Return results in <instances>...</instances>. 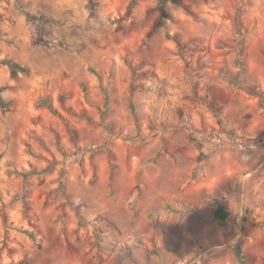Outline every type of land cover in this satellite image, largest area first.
I'll return each instance as SVG.
<instances>
[{
    "label": "rangeland",
    "instance_id": "rangeland-1",
    "mask_svg": "<svg viewBox=\"0 0 264 264\" xmlns=\"http://www.w3.org/2000/svg\"><path fill=\"white\" fill-rule=\"evenodd\" d=\"M259 93L264 0H0V264H264Z\"/></svg>",
    "mask_w": 264,
    "mask_h": 264
},
{
    "label": "trees",
    "instance_id": "trees-1",
    "mask_svg": "<svg viewBox=\"0 0 264 264\" xmlns=\"http://www.w3.org/2000/svg\"><path fill=\"white\" fill-rule=\"evenodd\" d=\"M240 7L241 6H239V8ZM173 38L179 43V36L178 35H174ZM50 41L52 43H55V44L59 45V46H65V43L62 40L53 39V40H50ZM10 67H11L13 75H16L19 71H23L24 72L26 70L25 67H22L20 65L14 64V63L13 64L11 63ZM247 90L253 92L250 88H247ZM259 95H261V97L264 98L263 93H259ZM107 101H108V97H107ZM37 104L39 106H41V107L48 108L52 112H56V109H55L54 105L52 104L50 97H41L37 101ZM114 174H115V167L113 166V171L111 173V179L113 178ZM228 215H229V212L225 210L224 206H220L217 209L216 218H218L219 220L225 221L227 219ZM82 220L83 219L81 218V220H80L81 223L83 222ZM30 235L33 238L35 237L34 232H30ZM238 255H239V258H240V264H246L245 255H244V252H243L241 247H239V249H238ZM24 264H28V261H24Z\"/></svg>",
    "mask_w": 264,
    "mask_h": 264
}]
</instances>
